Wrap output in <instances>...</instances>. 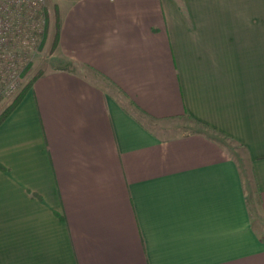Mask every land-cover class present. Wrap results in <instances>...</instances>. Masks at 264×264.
I'll list each match as a JSON object with an SVG mask.
<instances>
[{
    "label": "crops",
    "instance_id": "crops-1",
    "mask_svg": "<svg viewBox=\"0 0 264 264\" xmlns=\"http://www.w3.org/2000/svg\"><path fill=\"white\" fill-rule=\"evenodd\" d=\"M52 2L0 123V264H264V0Z\"/></svg>",
    "mask_w": 264,
    "mask_h": 264
},
{
    "label": "built area",
    "instance_id": "built-area-1",
    "mask_svg": "<svg viewBox=\"0 0 264 264\" xmlns=\"http://www.w3.org/2000/svg\"><path fill=\"white\" fill-rule=\"evenodd\" d=\"M47 7V0H0V101L33 79L29 67L43 40Z\"/></svg>",
    "mask_w": 264,
    "mask_h": 264
},
{
    "label": "rangeland",
    "instance_id": "rangeland-1",
    "mask_svg": "<svg viewBox=\"0 0 264 264\" xmlns=\"http://www.w3.org/2000/svg\"><path fill=\"white\" fill-rule=\"evenodd\" d=\"M52 1L53 0H47V4H48L47 11H46L47 13H49L50 10L54 11V3ZM56 30H57V25H56L55 17H54V20H52L51 22L50 15H49L42 43L40 44V47L35 56L34 62L29 67V70L31 69L30 71L31 79L33 76H35L39 72L41 71L43 72L44 70H46V68L50 67V64L52 61L51 60V54L53 51L52 48H54V44L57 38ZM20 92L12 98L3 99L4 101L3 100L0 101V117L5 113V111L9 108V106L14 102V100L20 94ZM142 117L146 120L147 123L151 125L159 126V125L171 124L173 125V129L175 130V132H188L192 130L191 123H189V121H186L184 117H177V118L166 119V120H152L147 117H144L143 115ZM227 150L232 155L241 158L243 166L244 167L246 166L245 162L247 159L245 158V153L240 146H237L234 143L229 142L227 144Z\"/></svg>",
    "mask_w": 264,
    "mask_h": 264
},
{
    "label": "trees",
    "instance_id": "trees-1",
    "mask_svg": "<svg viewBox=\"0 0 264 264\" xmlns=\"http://www.w3.org/2000/svg\"><path fill=\"white\" fill-rule=\"evenodd\" d=\"M56 43V41H55ZM37 75V74H36ZM35 75V76H36ZM33 77V79L35 78ZM33 79L26 85V87L20 92V94L16 97L14 102L9 106V108L5 111V113L0 117V123L10 114V112L15 108V106L18 104V102L21 100L22 96L26 92L27 88L31 85Z\"/></svg>",
    "mask_w": 264,
    "mask_h": 264
}]
</instances>
